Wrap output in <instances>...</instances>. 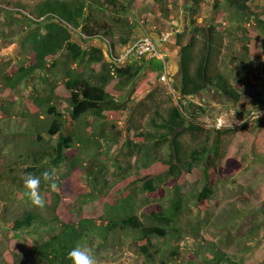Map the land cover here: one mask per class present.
<instances>
[{
	"label": "trees",
	"instance_id": "trees-1",
	"mask_svg": "<svg viewBox=\"0 0 264 264\" xmlns=\"http://www.w3.org/2000/svg\"><path fill=\"white\" fill-rule=\"evenodd\" d=\"M142 1L45 0L29 8L30 13L23 12L20 3L14 4L15 10L4 11L6 26L18 27L13 35H21V55L16 61L0 64V124L18 118L25 125L16 131L2 123L7 134L0 131V264H71L67 253L77 244L90 248L105 264L112 257L110 252H116L115 247L124 250L129 239L137 259L144 258L146 263L179 264L184 260L182 243L192 239V256L183 264H197L198 260L201 264H245L244 259L237 258V254L248 252V245L234 234L241 217L235 207L222 218L220 227L214 225L218 242L205 240L198 247L193 244L202 240L201 230L212 222L209 210L204 208L215 197L224 175L218 169V161L223 158L221 139L244 132L249 121L237 129L208 127L200 112L189 109V98L212 89L240 103L244 85L229 81L220 68L236 51L250 56L253 48L264 76V57L260 53L264 37L259 35L264 34V8L257 9L258 0H214L212 21L208 23L198 21L207 0H190L191 34L180 49L181 97L162 114L156 110L150 119L153 130L142 131L131 123L140 107L136 101L154 89L167 59L163 62L144 56L123 66L113 61L136 38L139 21L131 23L124 16L140 7ZM149 1L164 17L178 5L175 0ZM147 8L143 11L150 10ZM116 20L117 25L113 24ZM95 40L109 50L93 45ZM250 68L246 62L238 67L243 73L250 72ZM24 88L29 93L22 95L20 108L15 93L19 96ZM60 103L67 107L63 109ZM127 113L129 117L123 122L126 127L122 128L119 124ZM263 120H254L255 128L248 133L253 137L250 147L254 150L257 148L253 142L264 138ZM131 130L135 134L130 139ZM203 133L205 142L186 153L181 138ZM148 143L150 146L145 145ZM165 144L170 149L169 160L159 161L155 153ZM114 146L116 154L109 157ZM125 147L127 152L123 151ZM136 147L146 150L142 154ZM136 153L142 154L141 166L109 183V189L101 193L104 205L96 203L98 195L94 194L79 197L78 207L69 206L61 181L53 178L42 179L40 193L45 204L38 208L23 187L24 177L29 174L59 171L62 167L70 174L83 166L87 180L95 185L102 162L115 161L117 155L130 158ZM248 154L244 169L253 157ZM258 156L264 158V154ZM6 157L12 158L3 164ZM87 159L89 165L85 164ZM195 169L201 171L203 185L196 193H186L180 180L190 176L197 181ZM168 177L173 178L174 186L171 204L167 208L151 206L165 197L159 182ZM52 183L57 186L55 191L50 187ZM139 190L147 195L144 200L149 208L141 215L134 196ZM261 213V222L247 233L251 242L264 228L263 209ZM232 247L236 248L234 255L229 251Z\"/></svg>",
	"mask_w": 264,
	"mask_h": 264
},
{
	"label": "rangeland",
	"instance_id": "rangeland-1",
	"mask_svg": "<svg viewBox=\"0 0 264 264\" xmlns=\"http://www.w3.org/2000/svg\"><path fill=\"white\" fill-rule=\"evenodd\" d=\"M45 0H0V64L7 62L9 60H14L17 58L18 55H21L19 41L20 36H14L13 31H16L18 27L15 25L14 28H10V26H6L5 21L8 19L7 14L4 12L7 9L15 10L14 4H22L24 5L23 12H29V8L34 9L35 5L42 3ZM142 1V0H138ZM178 2V5L173 8V11L176 12V18L173 19V22L170 24L166 19L156 18L155 11L152 7V4L149 0L143 2L141 7L150 9L149 11L137 10L139 13L137 14L136 10L129 11L124 18H127L131 23L134 21L139 20L138 23H141V31L139 34H160L169 33L170 38L171 34H175L177 30H181L180 34L176 35H187V38L190 37L191 28L189 26V10H190V0H175ZM214 0H207L203 3L201 7V11L198 16V21L202 22L205 20H209L208 23L212 21V15H210L211 6ZM176 4V3H175ZM257 9L264 8V0H258L256 2ZM145 8V9H146ZM154 11V12H152ZM127 12V11H126ZM97 13V11L95 12ZM123 18V20H124ZM119 19V18H118ZM153 21H152V20ZM122 20V21H123ZM120 19V23H122ZM147 22V23H145ZM152 22V23H151ZM117 20L114 21L113 24L117 25ZM224 25L226 23L223 21ZM152 28V29H150ZM151 30V31H150ZM186 34H183V32ZM15 33V32H14ZM13 35V36H12ZM261 37H264V34H259ZM152 37V36H151ZM175 36H173L174 38ZM155 38L154 36L152 37ZM160 36L158 35V39ZM168 39L165 47L160 43L162 46L161 49L166 51V47L168 44H171ZM178 38V37H177ZM176 38V42L182 41L183 39ZM186 38V40H187ZM172 39V38H171ZM185 40V41H186ZM184 41V42H185ZM228 43V42H227ZM171 53V52H170ZM261 55L264 57V50L260 52ZM175 55V53H174ZM250 56L246 54H240L237 52L234 55H230L229 58L224 62L225 64H220L221 73L229 80V81H236L239 84H243L244 88L242 91V101L239 104H234L229 99L223 97L218 91L216 90H207L198 98L191 99V107L189 109L192 112H200L201 120L206 121L207 125L210 124L212 121V116L218 117L221 112H224L230 108L235 107V110H238L237 116L234 119L232 124V128H239L242 125H245L247 121H249L247 127L244 132L231 134L228 136L222 137V147H221V154L223 158L218 161V169L224 175L221 178V181L218 183L216 195L213 200L206 205L205 210H209L210 215V225L201 230V237L199 241L194 242V246L198 247L204 245V241H212L218 242V230L216 228L220 227L219 223H223V217H225L229 210L232 207H235L238 211H240V220L237 219L236 225L237 230L234 232L235 236H239L243 241L244 245H248V252L247 253H239L237 254L238 259H244L245 264H264V228L260 232V235L257 237L255 241H249L246 236L249 229L254 224H259L261 222L262 213L261 210H264V158L258 156V154H264V138L257 141L255 140L253 143L256 146L257 150L250 147L251 139L253 138L251 134L248 133L252 132L255 128V121L254 120H245L248 117L247 110L253 109L255 111L261 110L264 107V76H263V69L261 67V62L258 59L256 51L252 48L251 52L249 53ZM167 57L171 56L168 54ZM174 57V56H173ZM135 58V57H132ZM264 61V59H263ZM241 62H246L248 65H251L249 69L250 72L243 73L240 72L238 67ZM166 63H168L166 61ZM231 69L233 70L231 73ZM248 71V69H247ZM257 77H261V81L257 80ZM170 78V76H169ZM167 79L166 82H161L160 85H157L151 92L144 94L140 97L136 104H139L134 114L131 123H133L139 130L147 131L153 130L150 119L152 114L156 110H160V113L163 109L168 108L172 103H177V99L180 96V90L174 89L173 81ZM140 83V81H137ZM18 93V92H16ZM15 93V100L18 107H22L21 99L22 95H28L27 88H24L19 96ZM175 96L173 99H169L170 95ZM1 101V98H0ZM61 104V107L64 109L67 107L66 104ZM264 110V109H263ZM131 111H129L130 114ZM127 113L124 120L119 124L122 128L126 127L124 121L129 117ZM162 114V113H161ZM264 119V118H259ZM258 120V119H257ZM3 123V122H2ZM0 124V131L4 134H7L5 126H10L12 129L19 131L22 130L25 123L23 120L18 118H13L9 124L3 123ZM264 124V120L262 122ZM69 127L72 124L69 121ZM209 127V125H208ZM135 130V128H134ZM131 130L130 139L134 136L135 131ZM206 133L204 134H196L194 136L185 134L181 141L184 145V151L187 153L196 149L199 145L205 142ZM139 143H145V141H138ZM22 143V142H21ZM151 143L145 144L150 146ZM21 149V144L19 145ZM122 147V146H121ZM145 147V146H144ZM141 147L137 148L138 151H141L143 154L146 148ZM117 146H114L112 150L109 152V157L115 155V149ZM126 148V147H125ZM11 148L9 147L8 151L10 152ZM123 151H128V149H124ZM248 151V152H247ZM246 152V153H245ZM253 154V157L249 159V162H246V167L244 169V162L246 161L245 155ZM142 154L136 153L130 158H121L117 155L116 160H109L102 162L103 168L102 171L99 173L97 172L95 175V185L90 183L86 176H85V168L79 167L76 169L74 173H68L66 167H62L59 171H55L54 178L59 179L61 181L63 187V197L69 203V206L78 207L79 200L78 198H84L85 196H93L94 194L98 195V201L96 203L103 204V200L101 198L102 195L109 189V183L119 181L122 175L130 174L134 170H136L135 166H141L142 162ZM170 149L168 144H165L162 148H160L156 153L155 157L159 161H168L169 160ZM12 157H6V159L2 160V163L5 164L6 161L10 160ZM89 161V159H87ZM86 161L85 164H90V161ZM196 170V171H195ZM197 177H199V173L201 171L195 169ZM201 170V169H200ZM45 172L41 170L38 175L42 176V173ZM232 172V173H231ZM235 174H234V173ZM186 178L182 181L181 178L180 183L182 185L183 191L186 193L193 192L196 193L199 188L203 185L204 180L200 176L199 179L196 181L195 177L185 176ZM171 177H168L166 180H162L163 182L158 179L159 185L163 188L162 195L164 194L165 197L161 198L158 202L152 203L151 206L156 205H163L165 208L169 207L171 204L170 199L174 193V186L171 183ZM42 182V181H41ZM141 187V185H140ZM136 202L141 206L139 215L143 212L149 211V208L146 204V194L139 190L137 193L134 194ZM193 201H191L192 203ZM101 205V207L103 206ZM15 207H12V210ZM21 211V209L16 210ZM222 220V221H221ZM184 223V221L182 222ZM227 222L224 223V225ZM215 225V227H214ZM220 234V232H219ZM32 239V238H31ZM13 240V238H12ZM155 243L156 240H153ZM132 240L129 239L126 247L124 250H120L119 247H115L114 250L116 252L111 251L110 256L105 262V264H159V263H146L144 258L137 259V255L135 253L134 248L131 247ZM192 246V239L187 240L186 242L182 243L181 245V255L184 257V260L179 261V264L185 263L190 256H192L191 250ZM234 247L230 248L229 251L234 255ZM197 264H201V260H198Z\"/></svg>",
	"mask_w": 264,
	"mask_h": 264
},
{
	"label": "built area",
	"instance_id": "built-area-1",
	"mask_svg": "<svg viewBox=\"0 0 264 264\" xmlns=\"http://www.w3.org/2000/svg\"><path fill=\"white\" fill-rule=\"evenodd\" d=\"M170 38L169 33H163L160 37V42H166ZM149 57L151 59H158L165 62V54L162 53L159 44L150 36H142L134 42L127 45L121 52L120 56L114 58V61L118 65H123L129 62L131 59H137L140 57ZM135 57V58H132ZM168 79V72L165 70L161 76L160 81L166 82ZM238 110L235 107L230 108L224 112H221L216 119L210 121L209 127L215 128L216 130H222L224 128H232L235 117L237 116ZM260 117H264V110L252 111L245 120H255Z\"/></svg>",
	"mask_w": 264,
	"mask_h": 264
},
{
	"label": "clouds",
	"instance_id": "clouds-1",
	"mask_svg": "<svg viewBox=\"0 0 264 264\" xmlns=\"http://www.w3.org/2000/svg\"><path fill=\"white\" fill-rule=\"evenodd\" d=\"M160 37H161V32H160ZM145 36V35H144ZM151 37V35H148ZM138 39V38H137ZM134 40H136L134 38ZM155 40V39H154ZM134 42V41H132ZM130 42V43H132ZM157 42V41H156ZM129 43V44H130ZM165 43V42H164ZM127 44V45H129ZM126 45V46H127ZM124 46L120 53L118 54V56H120L122 50L126 47ZM159 47H160V43H159ZM161 48V47H160ZM107 50H109L107 48ZM162 50V49H161ZM162 53L163 50H162ZM166 55V53H164ZM117 56V57H118ZM167 56V55H166ZM165 56V59H167V57ZM117 57H114V58H117ZM139 59V58H137ZM132 60H135V59H131L129 62H131ZM114 61V60H113ZM115 62V61H114ZM127 62V63H129ZM116 63V62H115ZM125 63V64H127ZM117 64V63H116ZM123 64V65H125ZM118 65V64H117ZM123 65H120V66H123ZM165 65L166 67L168 66V64L165 62ZM166 70V68H165ZM165 72V71H164ZM161 78V77H160ZM168 78H169V74H168ZM170 79V78H169ZM171 80V79H170ZM160 82V80H159ZM162 82V81H161ZM252 111H255L251 108ZM263 110V109H261ZM260 109L257 110V111H261ZM248 111V110H247ZM251 111V112H252ZM250 114V113H249ZM248 114V115H249ZM260 118H264V117H260ZM259 119V118H258ZM256 120V119H255ZM55 176V169H52L51 171H45L42 173V176L40 175H32V174H29L27 175L26 177H24V180H23V187L24 189L26 190V195L28 197V199L31 201V203L38 207V208H43L44 207V204H45V201H44V198L43 196L41 195L40 193V189H41V181L42 179L44 181H50L54 178ZM51 189L53 191L56 190L57 186L55 183H52L50 185ZM67 260H69L71 262V264H102V262L99 260V258L92 252V250L86 246L82 247L80 246L79 244H77L75 247H73L68 253H67V257H66Z\"/></svg>",
	"mask_w": 264,
	"mask_h": 264
},
{
	"label": "crops",
	"instance_id": "crops-1",
	"mask_svg": "<svg viewBox=\"0 0 264 264\" xmlns=\"http://www.w3.org/2000/svg\"><path fill=\"white\" fill-rule=\"evenodd\" d=\"M146 8V7H145ZM145 8H143V7H138V8H136L137 10H140L141 12H143V10L145 9ZM135 9V10H136ZM136 10V11H137ZM134 11V10H133ZM160 10H156L155 11V17L156 16H158L159 17V19L160 18H162V17H164L163 15H162V13H161V11L159 12ZM175 11V10H174ZM173 11V8H171V12H170V14H169V16L168 17H170V18H172V19H175L176 18V12H174ZM139 12L137 11V14H138ZM189 16V15H188ZM168 17H164L163 19H166L167 21H168V23H172L173 21H169V19H168ZM152 20V19H151ZM137 21H139V20H137ZM153 21V20H152ZM152 23V22H151ZM140 29V30H139ZM141 31V23H139V25H138V28H137V31ZM136 31V38L135 39H137V38H140V37H142V36H144L145 34H139V31L137 32ZM180 32H181V30H177L176 32H175V34H171L172 36H171V38H170V42H171V44H168L167 45V47H166V51H163L164 53H166V55L168 56V54H170V56H171V59H170V57H167V64H168V66L166 67V71L168 72V74H169V76H170V79H171V81H173V86H174V88H173V90L174 89H177V90H180V83H181V67H180V49H181V47L184 45V44H186L187 43V41L189 40V38H187V35H176V34H180ZM186 32L187 31H185V33L183 32V34H186ZM149 35H151L152 37L154 36L155 38V40L157 41V43L159 44V43H161L162 45H164V47H165V45H166V43H167V41L164 43V42H160V38L158 39V35L159 34H154V33H148ZM162 34V33H161ZM160 36V35H159ZM173 36H175L174 38H173ZM183 39L182 41L180 40L179 41V39ZM176 38L178 39V41L179 42H176ZM186 38H187V40H186ZM186 40V41H185ZM132 41H134V39L132 40ZM131 41V42H132ZM185 41V42H184ZM101 42H99V41H93L92 42V44L93 45H97V46H99V47H103L104 48V50H106L107 51V47H106V45H104L103 43L102 44H100ZM160 47H162L161 45H160ZM171 52V53H170ZM174 53H175V55H174ZM174 56V57H173ZM161 83L160 82H157L156 83V86L155 87H157V85H160ZM154 87V88H155ZM149 93V92H148ZM199 95H201V94H199ZM199 95H197V96H195V97H190L189 98V101L193 98V99H195V98H198L199 97ZM174 96H175V93H174ZM142 97V96H141ZM175 98H176V96H175ZM190 107H191V105H190Z\"/></svg>",
	"mask_w": 264,
	"mask_h": 264
},
{
	"label": "flooded vegetation",
	"instance_id": "flooded-vegetation-1",
	"mask_svg": "<svg viewBox=\"0 0 264 264\" xmlns=\"http://www.w3.org/2000/svg\"><path fill=\"white\" fill-rule=\"evenodd\" d=\"M234 103V102H233ZM234 104H239V103H234Z\"/></svg>",
	"mask_w": 264,
	"mask_h": 264
}]
</instances>
